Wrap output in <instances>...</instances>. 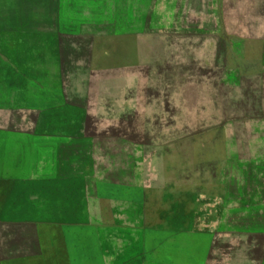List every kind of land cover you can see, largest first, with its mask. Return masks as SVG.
<instances>
[{
    "label": "rangeland",
    "instance_id": "374dc122",
    "mask_svg": "<svg viewBox=\"0 0 264 264\" xmlns=\"http://www.w3.org/2000/svg\"><path fill=\"white\" fill-rule=\"evenodd\" d=\"M260 73L264 0H0V264H264Z\"/></svg>",
    "mask_w": 264,
    "mask_h": 264
},
{
    "label": "water",
    "instance_id": "95a60500",
    "mask_svg": "<svg viewBox=\"0 0 264 264\" xmlns=\"http://www.w3.org/2000/svg\"><path fill=\"white\" fill-rule=\"evenodd\" d=\"M218 222H219L218 220H214V221H213L214 225L216 226V227H215V230H217V228L219 227Z\"/></svg>",
    "mask_w": 264,
    "mask_h": 264
},
{
    "label": "trees",
    "instance_id": "16d2710c",
    "mask_svg": "<svg viewBox=\"0 0 264 264\" xmlns=\"http://www.w3.org/2000/svg\"><path fill=\"white\" fill-rule=\"evenodd\" d=\"M260 76H261V77H260V79H261V83H260V84L262 85V82L264 83V76H263V73H260Z\"/></svg>",
    "mask_w": 264,
    "mask_h": 264
}]
</instances>
